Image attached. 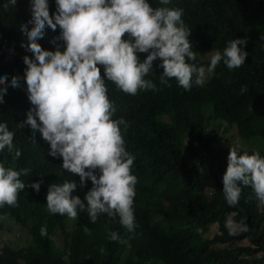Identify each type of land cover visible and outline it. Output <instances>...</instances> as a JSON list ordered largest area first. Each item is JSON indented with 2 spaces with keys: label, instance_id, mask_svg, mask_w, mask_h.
Segmentation results:
<instances>
[{
  "label": "trees",
  "instance_id": "obj_1",
  "mask_svg": "<svg viewBox=\"0 0 264 264\" xmlns=\"http://www.w3.org/2000/svg\"><path fill=\"white\" fill-rule=\"evenodd\" d=\"M4 2L0 0V5ZM149 3L153 8L164 6L158 0ZM48 5L51 15L54 0H48ZM167 7L183 9L181 19L191 31L189 41L196 54L193 63L206 67L207 54L222 50L233 38L246 39L248 55L242 66L232 70L219 63L202 86L187 91L174 78L168 86L159 83L163 71L156 66L159 59L146 77L156 84L155 91L129 95L106 81L108 98L116 107L113 118L126 121L127 128L120 126L121 134L134 157L131 174L137 181L131 232L118 217L102 214L90 223L86 212L78 211L76 219L48 212L45 197L50 183L73 180L77 187L71 194L84 203L92 185L86 179L81 187L77 175L63 170L62 158L48 154L49 146L38 132L33 141L29 126L17 127L31 107L23 80V57L31 58V53L20 30L21 24L31 28V13L29 0L0 7V74H7L5 83L12 76L20 77L19 86H8L0 104V121L14 132L13 152L0 153V162L14 170H29L20 177L26 187L18 193L17 205L0 208L4 217L0 238L7 215L30 234L24 247L0 248V264H264V205L250 186H241L235 206H229L222 193L232 129L236 127L246 144L264 143V40L260 39L264 37V0H171ZM59 32L58 26L55 31L46 26L37 42L55 50L51 41ZM146 55L138 54L141 61ZM16 149L21 153L18 158ZM258 150L240 152L264 156V148ZM40 180L38 193L27 186ZM232 215L241 226L238 230L227 223ZM212 225L217 231L205 236ZM112 231L124 243L109 240ZM59 233L64 245L55 238Z\"/></svg>",
  "mask_w": 264,
  "mask_h": 264
},
{
  "label": "clouds",
  "instance_id": "obj_2",
  "mask_svg": "<svg viewBox=\"0 0 264 264\" xmlns=\"http://www.w3.org/2000/svg\"><path fill=\"white\" fill-rule=\"evenodd\" d=\"M54 2L55 11L50 15L48 0H29L28 23L32 26H20L27 39L26 51L31 53V58L23 57V80L31 107L17 127L29 126L33 141L38 132L49 146L48 154L62 158L60 167L77 175L81 187L86 179L91 182L83 198L86 203L71 194L77 187L73 180L50 183L45 197L50 214L76 219L78 211L86 212L90 223L102 214L118 217L120 225L131 232L137 181L131 174L134 157L126 150L121 134L120 126L127 128L126 121L113 118L116 107L108 98L106 81L129 95L138 90L155 91L156 84L146 77L153 73V61L159 59L156 66L163 70L159 83L168 86V80L174 78L187 91L202 86L221 62L229 70L242 66L248 55L246 39L233 38L222 50L213 51L205 67L193 63L196 54L189 41L191 31L181 19L183 9L167 7L171 0H158L164 6L156 8L149 0ZM14 3L5 0L0 7L7 9ZM46 26L53 31L59 27V36L51 41L55 50L44 49L37 42L45 35ZM140 53L147 54L142 61ZM6 76L0 74V104L7 87L16 88L20 83L18 76L5 83ZM13 138L14 132L0 121V153L13 152ZM14 154L16 158L21 155L19 149ZM28 173L26 168L14 170L0 162V208L17 205L18 193L26 187L20 177ZM42 182L27 186L38 193ZM222 185L229 206L239 202L241 186H250L264 205V156L229 148ZM40 235H46L45 228L40 229ZM108 239L124 243L115 231L108 233Z\"/></svg>",
  "mask_w": 264,
  "mask_h": 264
},
{
  "label": "rangeland",
  "instance_id": "obj_3",
  "mask_svg": "<svg viewBox=\"0 0 264 264\" xmlns=\"http://www.w3.org/2000/svg\"><path fill=\"white\" fill-rule=\"evenodd\" d=\"M212 52H209L207 55L211 56ZM210 76H207L206 78H209ZM231 137H228V146L231 147H238V150H258L260 147L264 148V143L261 142L262 145H253L251 143L246 144L237 134V129L234 127L230 133ZM236 137V139H235ZM239 139V141L237 140ZM227 146V145H226ZM254 147V148H252ZM11 217V216H10ZM13 218V217H11ZM15 219V218H13ZM17 220V219H16ZM230 220L232 221L231 225H229L232 229L238 230L241 228L240 224L236 222L233 219V215L230 217ZM217 227V226H216ZM214 225L206 228V232L204 233L205 236H212L216 231V228ZM27 234V229L22 226L20 223L15 222L13 220L7 219L5 221V227L2 231L1 238H0V248H2L4 245H9L14 248H21L26 246L29 243V236ZM56 240H58V243L60 245H64V238L61 235V233L55 235Z\"/></svg>",
  "mask_w": 264,
  "mask_h": 264
}]
</instances>
